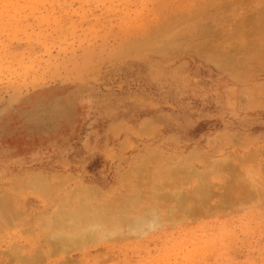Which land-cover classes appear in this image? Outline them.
Wrapping results in <instances>:
<instances>
[{
    "label": "rangeland",
    "instance_id": "obj_1",
    "mask_svg": "<svg viewBox=\"0 0 264 264\" xmlns=\"http://www.w3.org/2000/svg\"><path fill=\"white\" fill-rule=\"evenodd\" d=\"M239 1L0 0V264H264V30L237 62L216 20L262 8ZM185 2L204 9L192 35L116 54L185 28Z\"/></svg>",
    "mask_w": 264,
    "mask_h": 264
},
{
    "label": "bare ground",
    "instance_id": "obj_2",
    "mask_svg": "<svg viewBox=\"0 0 264 264\" xmlns=\"http://www.w3.org/2000/svg\"><path fill=\"white\" fill-rule=\"evenodd\" d=\"M42 1V0H41ZM206 1H208L205 5L206 6H213V4H214V2L215 1H217V0H206ZM231 1V4L233 3V4H238L240 1L239 0H230ZM248 1V0H247ZM256 2H257V4L258 3H262V8L261 9H256V10H253V14L251 15V16H249V17H242V18H237V16L235 15V14H231V15H226V14H224L223 15V11H220V9L218 10V12H217V19L214 17V19H216L217 21H220L221 23H222V27H223V29H224V27H227V25L228 26H230V27H232L233 29H232V34H231V36H228L230 39H234V37H237V38H239V39H241L240 40V42L239 43H237V49L239 50V52H240V54L238 55V56H240V58L237 60V62H242V61H244V59L246 58V56L248 55V53H249V51H252V50H254L255 48H256V46H254L253 48H252V46L249 44V43H247V42H245L246 40H247V36L249 37H251V35L249 34V33H247L245 30H244V28H247L248 26H252L254 29H253V32L252 33H256V35L257 34H262L263 33V30H264V0H255ZM33 2H35V1H33ZM37 2V1H36ZM40 2V1H39ZM226 2V1H225ZM243 2H246V0H244ZM187 2H185V4H186ZM189 6V8L188 9H186V14L185 15H182V18H184L185 20H186V22H185V28H180L179 29V25H181V23L179 24V22H180V18L179 19H173V20H171V21H167V20H164V21H166V22H163L162 24H160V23H156L155 24V26L153 27V29H152V32L151 33H149L148 31L149 30H146L145 28H142V30L140 31L143 35H145L141 40H139L138 42H137V44L136 45H133L132 43L130 44L129 43V41H127L126 42V44H124V46H122V47H120L117 51H116V54L117 55H123V54H126V53H128L129 51H134V50H138V51H144V50H149V49H152V48H158L160 51H163V49H166V48H168V47H172V46H174L175 44H176V42L179 40V38H180V36H182V35H188V36H190V35H192V33L196 30V28H197V24H196V22H197V18H198V16L200 15V13H201V11H203L204 9L201 7V8H199L197 5H195V4H189V3H187ZM226 4H228V3H226ZM31 5V4H30ZM52 6H53V4H52ZM242 6V5H241ZM244 6H246V5H244ZM248 6V5H247ZM24 7H26V6H24ZM30 7H33V6H30ZM115 7V6H114ZM243 7V6H242ZM181 9H182V7H180ZM209 8V7H208ZM225 7H223V8H221V10H223ZM31 9V8H30ZM226 9V8H225ZM224 9V10H225ZM35 11V10H34ZM150 11V10H149ZM207 11H208V9H207ZM240 11V10H239ZM151 12V11H150ZM156 14H158V13H156ZM49 16V15H48ZM184 16V17H183ZM50 17V16H49ZM45 18H46V16H45ZM139 18V17H138ZM133 20V19H132ZM135 20V19H134ZM148 21V20H147ZM130 22V21H129ZM133 22V21H132ZM132 22H130V23H132ZM154 22V21H153ZM129 23V24H130ZM146 24V23H145ZM147 24H148V22H147ZM227 24V25H226ZM128 25V24H127ZM150 25V24H149ZM20 27V26H19ZM92 27V26H91ZM150 27V26H149ZM206 27V26H205ZM18 32V31H17ZM205 32H207V34H209L210 35V29H209V32H208V30L207 31H205ZM202 33V32H201ZM213 33V32H212ZM211 33V34H212ZM251 33V34H252ZM208 35V36H209ZM121 36V35H120ZM184 37V36H183ZM204 37V36H203ZM210 37V36H209ZM197 38V37H196ZM201 38V37H200ZM199 38V39H200ZM212 42H213V40H211ZM217 42V41H216ZM182 43V42H181ZM228 43H230V41L228 42ZM202 44V43H201ZM231 44V43H230ZM179 45H181L180 43H179ZM254 45V44H253ZM178 46V45H177ZM204 48H205V46H203ZM214 46H211V45H209V43L206 45V48H205V54L208 56L207 58L209 59V60H211V61H215V62H219V63H222L221 61V59H222V55H220L217 51V53L215 52V48H213ZM222 47V46H221ZM219 48H220V46H219ZM236 48V47H235ZM234 48V49H235ZM258 48V47H257ZM221 49V51H222V54H223V47L222 48H220ZM220 49L218 50V51H220ZM234 49H232L231 51H233ZM226 50V49H225ZM224 50V51H225ZM220 51V52H221ZM4 52V51H3ZM144 54V53H143ZM142 54V55H143ZM226 54V53H225ZM145 55V54H144ZM167 55V54H166ZM224 55V54H223ZM51 56H53L52 54H51ZM114 56V55H113ZM161 56H163V55H161ZM251 56V55H250ZM120 57V56H119ZM159 57V56H158ZM163 58V57H162ZM230 60V59H229ZM228 60V61H229ZM45 63V62H44ZM218 64V63H217ZM239 65V64H238ZM148 67V66H147ZM158 67V66H157ZM240 68V67H239ZM12 89H13V87H12ZM3 96V95H2ZM3 98V97H2ZM241 146V145H240ZM152 147V146H151ZM226 149V148H225ZM214 150V149H213ZM154 152V151H153ZM212 152V151H211ZM247 154H250V153H247ZM225 157H227V156H225ZM249 157V156H248ZM247 157V158H248ZM241 157H239L238 159H240ZM220 162V161H219ZM182 163V162H181ZM193 163V162H192ZM226 163V162H225ZM156 164V163H155ZM217 165V164H216ZM220 165V164H219ZM225 165V164H224ZM226 165L228 166V164L226 163ZM146 166V165H145ZM221 166V165H220ZM140 167V166H139ZM173 167V166H172ZM197 167V166H196ZM219 167V166H218ZM224 166H222V167H220V168H223ZM136 168H138V167H136ZM175 168V167H174ZM198 168V167H197ZM228 169H229V167H227ZM260 168V167H259ZM233 169V168H232ZM235 169H237V168H235ZM148 170H149V168H148ZM170 170H172V169H170ZM193 170V169H192ZM215 170V169H214ZM213 170V171H214ZM238 170V169H237ZM237 170H234V171H237ZM223 171H225V169L223 170ZM223 171H220L221 173L223 172ZM227 171H229L228 173H229V176H230V169L229 170H227ZM227 171H226V173H227ZM233 171V170H232ZM250 171V170H249ZM262 171V170H261ZM170 172V171H169ZM178 172V171H177ZM194 171H191V173H193ZM217 172V171H216ZM191 173H189V174H191ZM196 173V172H195ZM195 173H193V177H195V176H199V174L198 175H196ZM211 173H214V172H211ZM180 174V173H179ZM186 174V173H185ZM204 174V173H203ZM202 174V175H203ZM210 174V173H209ZM256 175H257V173H256ZM258 175H260V174H258ZM3 176H4V174H3ZM183 176V175H182ZM248 176V175H247ZM206 177V176H205ZM216 177H218L219 178V176H216ZM222 177H224V176H222ZM238 177V176H237ZM249 177H250V175H249ZM150 178V177H149ZM199 178V177H198ZM260 178V177H259ZM148 179V178H147ZM205 179V178H204ZM201 180H203V178H201ZM244 181H246L245 179H244ZM257 181H259V180H257ZM205 181H203V183H204ZM254 182V181H253ZM253 182H252V184H253ZM149 183V182H148ZM240 183V182H239ZM257 183V182H256ZM173 184V183H172ZM198 184H199V182H198ZM241 184V183H240ZM249 184V183H248ZM259 184V183H258ZM163 185H166V184H163ZM200 185V184H199ZM198 185V189L199 188H201L202 190L204 189V192L202 193V194H205V196H206V198H205V196H204V201H207V202H204V201H202V200H199L198 202H200V203H198V202H196L197 203V205H202V203H204L203 205H205V204H208L209 203V200L211 199V198H213L212 196L213 195H211L210 196V194L209 195H207L206 194V188L204 187V186H202V187H204V188H202L201 186H199ZM243 185V184H242ZM247 185V184H246ZM254 185V184H253ZM149 186V185H148ZM169 186V185H168ZM167 186V187H168ZM206 186V185H205ZM214 186H216V184H214ZM173 188L174 187V185L173 186H169V189L170 188ZM223 187V186H222ZM221 187V188H222ZM258 187V186H257ZM231 188V187H230ZM234 189V188H233ZM253 189H254V187H253ZM258 189H259V187L257 188V191H258ZM159 190V189H158ZM55 191H57V190H55ZM59 191V190H58ZM193 191V190H192ZM207 191H209V190H207ZM264 191V190H263ZM97 192V191H96ZM199 191H197L196 190V193H198ZM202 192V191H201ZM213 192V191H212ZM246 192H248V191H246ZM245 192V194H247ZM259 192V191H258ZM58 193V192H57ZM150 193V192H149ZM174 193V192H173ZM179 194L178 195H180V196H182L181 195V193L182 194H184L183 192H178ZM236 193V192H235ZM248 193H251V192H248ZM199 194V193H198ZM215 195H216V193H214ZM219 194V195H218ZM217 195L220 197L222 194H220V193H218ZM244 194V195H245ZM253 194H254V190H253ZM165 195V194H164ZM166 195H168V194H166ZM165 195V196H166ZM177 195V194H176ZM176 195L174 194L171 198H176ZM185 195V194H184ZM183 195V197H185V201H183L184 200V198L183 197H181V198H183L182 200H181V198H180V196H177V200H175L176 201V203H178V204H176L177 206L176 207H178V212H179V210H184V211H186V212H188V209H189V206H188V204H187V201H186V196L187 195H185L184 196ZM191 195V194H190ZM248 196L249 195H252V193L251 194H247ZM156 196V195H155ZM159 196V195H158ZM165 196H163L162 194H161V196L160 197H163V199L165 198ZM200 196H201V194H200ZM207 196H208V198H209V200H208V198H207ZM224 196L226 197V195H223V198H224ZM247 196V198H250L251 199V197L249 196L248 197ZM254 196H256V194H254ZM55 197V196H54ZM78 197V196H77ZM166 197H168V198H166V200L168 199V201L169 202H171L170 201V199L171 198H169L170 197V195L169 196H166ZM198 197V196H197ZM216 197V196H215ZM53 198V197H52ZM62 198V197H61ZM178 198L181 200V202H180V200L178 201ZM187 198H188V200L191 198V197H188L187 196ZM222 198V197H221ZM260 198V197H259ZM264 198V197H263ZM132 199V198H131ZM158 199H159V197H158ZM226 199V198H225ZM137 200V199H136ZM162 200V199H161ZM172 200V199H171ZM195 199H193L192 201H194ZM198 199H196L195 201H197ZM227 200V199H226ZM172 201H174V199L172 200ZM251 201H252V199H251ZM219 204L220 205H222V203L224 202L225 204L224 205H226V204H228V201H227V203H226V201H222L221 202V200H219ZM3 202H1L0 203V206L1 205H3L2 204ZM189 203H190V201H189ZM195 203V204H196ZM194 204V203H193ZM195 204H194V206H193V209H194V207H195ZM160 205V204H159ZM196 205V206H197ZM200 205V206H201ZM202 205V207L203 208H206L205 206H203ZM64 206V205H63ZM62 206V207H63ZM160 206H162V204L160 205ZM175 207V206H174ZM198 207V206H197ZM217 207V206H216ZM227 207H229V206H227ZM226 207V208H227ZM0 208H3V206L2 207H0ZM160 208H162V207H160ZM165 208H167L166 206H165ZM215 208V207H214ZM217 208H219V207H217ZM66 209V208H65ZM146 209V208H145ZM144 209V210H145ZM172 209V208H171ZM210 210H212L213 209V207L212 208H209ZM232 209V208H231ZM169 210V209H168ZM190 210V209H189ZM203 210V209H202ZM206 210H207V208H206ZM223 210H224V208H223ZM222 210V211H223ZM171 210H169V212H170ZM173 212L172 213H168L169 215H175L176 216V214H177V211H175V210H172ZM174 211H175V213H174ZM191 211V210H190ZM225 211H226V209H225ZM227 211H228V209H227ZM3 212V211H2ZM91 212V211H90ZM89 212V213H90ZM167 212V211H166ZM183 211H181L180 213H182ZM231 212V211H230ZM4 214H5V212H3ZM69 213V212H68ZM68 213H66L67 215H70V219L72 218V216H71V214H68ZM74 213V212H73ZM174 213V214H173ZM185 213V212H184ZM65 214V215H66ZM155 215H157L156 213H154ZM166 214V213H165ZM185 214H187V213H185ZM195 214V213H194ZM193 214V215H194ZM197 214V213H196ZM66 215V216H67ZM178 215H179V213H178ZM178 215H177V218H178ZM188 215V214H187ZM151 216H153V215H151ZM191 216V215H190ZM64 217V216H63ZM158 217H160V216H158ZM165 217V216H164ZM167 217H168V219H170L169 217H171V216H168L167 215ZM67 218H69V216L67 217ZM155 218H157V216L156 217H154V219ZM162 218H163V216H162ZM161 218V220H166V219H162ZM176 218V219H177ZM182 218H183V216H182ZM181 218V219H182ZM6 220H7V218H5ZM64 219H66V218H64ZM63 219V220H64ZM70 219H67V221H70ZM174 219V218H173ZM129 220V219H128ZM158 220H160V219H158ZM171 220V219H170ZM170 220L169 221H164L165 223L166 222H170ZM8 221V220H7ZM66 221V222H67ZM133 221V220H132ZM130 222L131 224L134 222ZM175 221V220H174ZM178 221V220H177ZM65 222V223H66ZM139 222H141V221H139ZM139 222H137L138 224H139ZM150 223L152 222V221H149ZM159 222V221H158ZM158 222L156 223V224H158ZM181 222V221H180ZM179 222V223H180ZM135 223V222H134ZM134 223H133V225H134ZM154 223V222H153ZM152 223V225H154ZM161 223V222H160ZM171 223V222H170ZM172 223H173V221H172ZM175 223V222H174ZM146 224V223H145ZM149 224V223H148ZM175 224H177V223H175ZM64 225H66V224H64ZM70 225V224H69ZM152 225H149V226H152ZM168 225V224H167ZM59 226V225H58ZM57 226V227H58ZM132 226V225H131ZM158 226V225H157ZM161 226V225H160ZM56 226H55V228H57ZM134 229H136L135 227L136 226H132ZM102 228V227H101ZM104 228V227H103ZM150 228H152V227H150ZM160 228V227H159ZM94 230V229H93ZM73 231V230H72ZM136 231H137V229H136ZM135 231V232H136ZM67 233V232H66ZM66 233H64V234H66ZM136 233H138V232H136ZM88 235L90 236V234L88 233ZM72 236V235H71ZM100 236V235H99ZM108 236H110L111 237V234L109 235L108 234ZM53 238H55V237H53ZM65 238V236L63 235V239ZM106 238V237H105ZM109 238V237H108ZM66 240H67V237L65 238ZM78 239V238H77ZM77 239H76V241H77ZM88 239H90V240H88L87 242H90L92 239H91V237L90 238H88ZM106 240V239H105ZM61 241H63V240H61ZM75 241V242H76ZM72 242H74V241H72ZM77 243L79 244V242L77 241ZM77 243H74L75 245L77 244ZM77 244V246H79ZM84 244V243H83ZM85 244H87L86 243V241H85ZM68 248H69V244H67L66 245ZM65 246V247H66ZM52 248V247H51ZM13 249V248H12ZM51 253V252H50ZM3 255H4V253H3ZM6 255H7V253H6ZM9 255V254H8ZM51 255V254H50ZM21 256V255H20ZM12 257V256H11ZM13 258V257H12ZM23 258V257H22ZM39 258V257H38ZM68 258V257H67ZM4 259H5V257H4ZM26 261V260H25ZM24 261V262H25ZM36 260H34V262H35ZM40 262H41V259L39 260ZM38 261V262H39ZM10 262V261H9ZM37 262V263H38ZM12 263V262H11ZM10 263V264H11ZM19 263V262H18ZM36 263V264H37ZM2 264V263H1ZM40 264V263H39ZM76 264H78V263H76Z\"/></svg>",
    "mask_w": 264,
    "mask_h": 264
}]
</instances>
